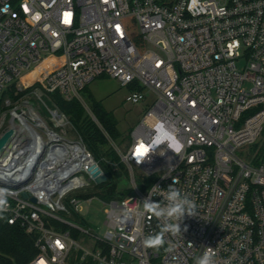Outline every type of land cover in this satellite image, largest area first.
<instances>
[{
    "label": "built area",
    "instance_id": "obj_1",
    "mask_svg": "<svg viewBox=\"0 0 264 264\" xmlns=\"http://www.w3.org/2000/svg\"><path fill=\"white\" fill-rule=\"evenodd\" d=\"M39 70V84L15 102L58 92L84 105L81 91L108 76L132 88L128 102L150 104L124 152L112 141L132 191L105 201L102 236L59 215L79 212L67 194L88 185L83 173L93 180L98 163L83 140L13 135L0 153V188L10 192L8 223L35 236L28 264H65L73 250L95 264H195L208 247L215 264H264V0H0V102ZM176 139L178 153L162 143ZM153 145L138 163L137 150ZM17 180L25 183L8 185ZM169 186L195 201L197 215L186 214L164 248H145L161 222L137 213L149 192L163 203Z\"/></svg>",
    "mask_w": 264,
    "mask_h": 264
},
{
    "label": "rangeland",
    "instance_id": "obj_2",
    "mask_svg": "<svg viewBox=\"0 0 264 264\" xmlns=\"http://www.w3.org/2000/svg\"><path fill=\"white\" fill-rule=\"evenodd\" d=\"M236 65L239 69H242L245 65V60L243 58L238 59ZM245 86H248V84H245ZM131 91L132 88L130 86H123L118 80L112 77L99 76L89 82L85 90L80 93L84 100L85 109L90 116L92 112L88 105L90 104L91 97L99 101L105 110L111 112L116 124V129L124 135L114 141L123 152L129 146L133 129L139 123L142 115L150 104V101H142L139 103L128 102L126 97ZM150 97L151 96H149L148 100H151ZM1 108L3 109L0 111V135L9 128L14 130V134H22V130L18 127L20 124L19 120L13 117V112L16 111L18 113L21 112L23 116L34 125L36 121H38L36 119L41 121L42 125L38 126L37 130L43 140H49L47 135L48 131L57 135L60 138L59 140H81L77 130L64 114L65 117L60 115L62 116V122L57 124L52 112L58 108L48 95L28 93L25 97V102L22 104L11 100L9 104H6V101H3ZM58 112H60L59 109ZM31 113L36 115L34 116L36 119L32 118ZM60 114L62 113L60 112ZM13 123L15 124L14 126ZM238 155H240L239 152ZM128 173L129 180L122 179L118 184L119 188L128 189L131 187L130 174H132V172L128 169ZM134 173L136 175V172ZM83 175L86 181H88V185L72 190L67 194L68 197L76 196L79 199L77 205L81 220L75 219L72 215L62 216L73 223L81 225L85 230L102 236L105 230L104 221L106 218L105 210L107 204L99 197V192L101 191L99 184L91 180L88 174L83 173ZM77 242L81 246L92 249L91 245L93 242L88 236H86V238L84 237L83 240L81 236L78 237Z\"/></svg>",
    "mask_w": 264,
    "mask_h": 264
},
{
    "label": "trees",
    "instance_id": "obj_3",
    "mask_svg": "<svg viewBox=\"0 0 264 264\" xmlns=\"http://www.w3.org/2000/svg\"><path fill=\"white\" fill-rule=\"evenodd\" d=\"M41 73L39 70L28 74L24 78L28 84L27 88L15 94L12 86L6 91V97L11 101H16L19 97L31 91L39 84ZM49 96L59 111L75 127L86 148L92 153L94 159L108 176L104 183L99 184L101 188L99 197L103 201H109L128 195L132 191L131 187L127 189L118 186L122 179L129 180L128 169L112 145V141L114 142L115 139L124 135L116 129L111 112L105 110L99 101L91 97L88 106L97 120L94 121L77 98L67 100L58 92L51 93ZM1 105L2 101L0 102V111L3 109ZM141 189L144 190V186H141ZM120 194H123V196L120 197ZM59 215L61 217H63L62 215H72L75 219L81 220L79 213L73 209H70L69 212H60ZM7 217L8 215L3 213V218H0V264H28L37 253L34 245L35 236L26 233L19 224H9ZM51 223L56 228L69 230L72 237L79 236L78 231L67 224L57 221H51ZM80 254L81 250H73L65 264H95L90 257L81 260Z\"/></svg>",
    "mask_w": 264,
    "mask_h": 264
},
{
    "label": "clouds",
    "instance_id": "obj_4",
    "mask_svg": "<svg viewBox=\"0 0 264 264\" xmlns=\"http://www.w3.org/2000/svg\"><path fill=\"white\" fill-rule=\"evenodd\" d=\"M139 99L137 95L134 97ZM167 143V147L171 149L174 153H178L183 145L176 139L175 141L169 143L164 141L162 143ZM159 145H153L151 149L144 147L141 152L142 155L137 154L140 159L138 163L144 161L145 157L149 152L153 153ZM176 183V181H173ZM159 188V186H155ZM10 192L8 189L0 188V218H3V213L9 210L8 196ZM152 192L148 193V196L142 202V210L138 211V215L144 216L148 215L150 218L155 217L160 221L159 231L154 234L147 235L143 240L142 244L145 248L153 249L159 251L164 248L167 241L165 239L166 235L171 234L172 236L179 235L181 233V222L183 221L185 215L196 216V204L186 193H182L180 189L169 186V188L162 192L164 202L154 201L152 199ZM131 220L130 215H126L122 223ZM187 229L185 228V231ZM171 250V249H167ZM215 253L208 247L202 255L195 258V264H215L214 260Z\"/></svg>",
    "mask_w": 264,
    "mask_h": 264
},
{
    "label": "water",
    "instance_id": "obj_5",
    "mask_svg": "<svg viewBox=\"0 0 264 264\" xmlns=\"http://www.w3.org/2000/svg\"><path fill=\"white\" fill-rule=\"evenodd\" d=\"M14 135V130L12 128H9L5 130L1 135H0V153L3 151L4 147L9 143V141L12 139ZM89 171L91 173V176L96 184H101L104 183L107 180V174L100 168L98 164H93L90 168ZM25 183V180H17L8 183L9 186L18 188L22 186ZM123 194H120V197H122ZM23 198H27L28 194L23 192L22 193ZM30 200L32 202H35V198L31 197Z\"/></svg>",
    "mask_w": 264,
    "mask_h": 264
},
{
    "label": "bare ground",
    "instance_id": "obj_6",
    "mask_svg": "<svg viewBox=\"0 0 264 264\" xmlns=\"http://www.w3.org/2000/svg\"><path fill=\"white\" fill-rule=\"evenodd\" d=\"M52 113H53L54 119L57 122V124H60L62 122L60 115L57 112H52ZM31 115H32L33 119H36V117H34V116H36L34 113H31ZM14 117H17L19 119L20 124L18 125V127H20L21 130L32 135L33 140H42V136L37 132V129H36L37 127H35V126H41L42 125L41 122L39 121V119H36L39 121V124L32 126L26 121V119L22 115L16 114ZM14 125L15 124L13 123V126ZM47 135H48L49 140H59L60 139L57 135H55L51 131H48ZM14 138L12 140H17Z\"/></svg>",
    "mask_w": 264,
    "mask_h": 264
},
{
    "label": "snow or ice",
    "instance_id": "obj_7",
    "mask_svg": "<svg viewBox=\"0 0 264 264\" xmlns=\"http://www.w3.org/2000/svg\"><path fill=\"white\" fill-rule=\"evenodd\" d=\"M137 154L142 155L143 153L141 152V150L138 149Z\"/></svg>",
    "mask_w": 264,
    "mask_h": 264
}]
</instances>
